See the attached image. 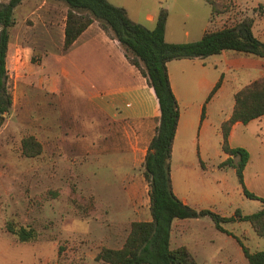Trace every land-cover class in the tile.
I'll return each instance as SVG.
<instances>
[{"label": "rangeland", "instance_id": "obj_1", "mask_svg": "<svg viewBox=\"0 0 264 264\" xmlns=\"http://www.w3.org/2000/svg\"><path fill=\"white\" fill-rule=\"evenodd\" d=\"M107 1L149 29L159 10L166 9L164 39L169 43L196 41L205 28L230 26L245 16L254 18L252 32L264 42V15L255 12L264 0H227L228 10L211 22L203 0ZM65 9L60 0H22L8 28L12 105L0 127V264H106L96 259L98 252L119 248L132 221L150 218L143 146L135 156L114 150L129 128L119 132L121 127L94 110L91 100L95 89L87 72L97 74L98 86L103 69L114 60L106 58L94 40L79 43L70 54L69 47L63 48ZM148 15L154 19L148 21ZM68 56L75 59L74 66ZM172 63L180 90V121L192 123V129L180 132L170 159L177 197L195 209L226 216L259 210L262 202L243 194L235 168H217L223 153L216 131L231 112L234 92L264 77V58L226 50ZM220 76L221 87L207 100ZM101 93L99 87L96 94ZM199 103L204 105L203 123L191 112ZM27 135L41 144V152L32 157L21 151V139ZM233 145L249 152L246 189L264 198V119L237 127ZM8 222L16 228L31 226L35 238L19 241L6 230ZM221 225L232 237L217 229L209 216L174 219L170 248L185 245L196 264H248L237 238L250 251L264 249V239L248 221Z\"/></svg>", "mask_w": 264, "mask_h": 264}, {"label": "trees", "instance_id": "obj_2", "mask_svg": "<svg viewBox=\"0 0 264 264\" xmlns=\"http://www.w3.org/2000/svg\"><path fill=\"white\" fill-rule=\"evenodd\" d=\"M21 1L8 0L7 3H0V127L12 105L6 68L10 37L8 28L15 23L13 11ZM60 1L67 6L63 48L67 49L93 20H97L100 27L119 42L129 63L146 78L158 103V115L155 117L158 124L143 160V177L148 185L150 220L132 221L122 246L103 247L96 259L106 264H196L185 245L170 248V228L174 219L209 216L216 228L226 233L229 232L221 223L248 221L255 234L264 239V198L249 192L243 180V170L249 160V152L240 146L231 147L228 142L229 131L235 122L246 124L264 115V77L251 80L234 93L231 114L220 125V147L229 157L218 164L219 168L234 167L243 194L248 198L260 200L263 206L249 214H241L236 210L230 216L220 215L209 209H195L173 192L170 175V158L179 106L169 82L167 62L182 58H204L220 54L224 50H236L264 58V42L252 32L253 18L245 16L230 26L207 28L196 41L169 43L164 39L167 19V11L164 8L159 10L154 27L149 29L130 20L125 8L107 0ZM203 1L210 7V22L214 16L228 10L227 0ZM255 11L262 15L264 3L258 5ZM221 80L222 76L209 92L207 100L218 89ZM21 151L25 156H35L41 152V144L32 135L24 136L21 139ZM234 157L238 158L237 161H234ZM6 230L21 242L33 240L36 236L31 226L16 228L8 222ZM236 240L248 264H264V249L250 251L240 238Z\"/></svg>", "mask_w": 264, "mask_h": 264}, {"label": "crops", "instance_id": "obj_3", "mask_svg": "<svg viewBox=\"0 0 264 264\" xmlns=\"http://www.w3.org/2000/svg\"><path fill=\"white\" fill-rule=\"evenodd\" d=\"M66 11H67V6L65 9V12ZM263 15L264 13L258 16H263ZM64 18H65V15H64ZM153 19H154L153 15L147 16L148 21H152ZM253 23H254V18H253ZM206 29L207 28H205L204 30ZM61 32L63 33V31ZM91 40H94V44L97 43L98 45L103 46V48L105 49L106 58L108 59L111 58L112 60H114V62L106 68V71L104 70L105 68L103 69V73L101 77L102 82L98 86H97V83L99 80L95 79V77H97V74L94 75V74H90L89 72H87L86 74L89 79L90 77H92V80H93L92 84L95 90L92 93L91 100L93 102L92 104H93L94 110H100L102 113V116L108 117L109 120H112L110 122L113 125L114 124L117 125L118 130L121 127L119 132L123 133L122 130L124 126H128L129 129L125 128V133H123L124 135L122 134L121 144H117L118 146H115V147L113 146L114 150L116 151L127 150V151H130L133 156H135V154L137 153V150L139 149V145H141L143 146V155H145L148 143L154 134L155 127L158 124L157 120L156 122L153 121L155 120V117H157L158 115V103L154 95V92L152 88L149 87V85L147 84L146 78L141 75V73L135 66H133L127 61L124 55V51H122L123 49L119 45V42L115 38L113 39L112 37L107 35V33L100 27L97 20H93V22L69 46V49H70L69 54L72 52L74 47L78 45L79 43H86V42L89 43ZM68 57H69L70 62H73L72 65L74 66L75 59L71 58L70 56ZM183 59H187V58L175 59V60H183ZM191 59H198V58H191ZM175 60H170L167 62V72H168L169 82H170L172 91L175 94V97L179 104V94L178 93L180 90H179L178 83L176 82V78L174 77L172 73L173 71L172 69L175 66L172 62H174ZM221 83H222V80H221ZM99 87L101 88L102 93L100 95H97L96 92L99 91ZM219 87H221V84ZM233 104H234V99H233ZM231 111H232V108H231ZM191 112H193V115H196L195 113L197 112L200 115V120H202L204 116V105H202L201 107V103H199L197 106L193 107ZM230 114L231 112L224 116V118L220 122V125L222 121H224L230 116ZM180 116H181V113L179 110V118H178L175 136H174L173 143H172L171 156H172V152L175 148L176 143H178L180 139L178 137L180 132H182L184 129H186L187 132L190 129H192V123H189V124L182 123L181 124ZM255 119L262 120L264 119V115L258 118H255ZM118 121L120 123H118ZM202 123H203V120H202ZM149 125H150V129H149L150 131L148 132L147 128L149 127ZM220 125L218 128V131H216V134H217L216 136L218 137V139H220L219 143L221 144ZM241 125H242L241 122H235L231 126V129L228 134V142L231 147H236L233 145V139L235 138L236 128ZM222 153H223V157H222V160H220L217 163V168H219L218 164L221 161L229 157V155L224 153L223 151ZM245 168L243 170V180L244 181H245V178H244ZM220 169H223V168H220ZM170 175H171V179H173L172 170H171V160H170ZM172 189H173V192L176 194V196H178L174 188L173 180H172ZM149 219L150 218H147L146 220H149ZM226 234L232 237L231 235L232 232H229Z\"/></svg>", "mask_w": 264, "mask_h": 264}]
</instances>
